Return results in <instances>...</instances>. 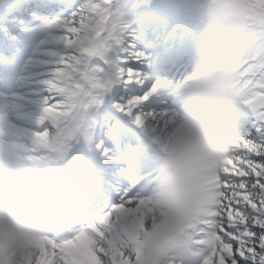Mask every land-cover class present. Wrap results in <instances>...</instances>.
<instances>
[{"label":"snow or ice","instance_id":"1","mask_svg":"<svg viewBox=\"0 0 264 264\" xmlns=\"http://www.w3.org/2000/svg\"><path fill=\"white\" fill-rule=\"evenodd\" d=\"M143 2L0 0V135H23L34 152L83 145L114 166L103 202L57 209L28 264H264V0H247L238 130L207 198L171 225L156 221V161L178 112L158 107L168 85L143 70L149 57L120 11ZM74 111L87 118L65 135Z\"/></svg>","mask_w":264,"mask_h":264},{"label":"clouds","instance_id":"2","mask_svg":"<svg viewBox=\"0 0 264 264\" xmlns=\"http://www.w3.org/2000/svg\"><path fill=\"white\" fill-rule=\"evenodd\" d=\"M247 0H201V29L190 57L175 125L156 167V221L185 222L208 195L237 129L238 67ZM86 102L75 97L79 107ZM86 113L74 111L65 135H78ZM95 153L77 146L34 152L28 143L0 135V264H28L35 243L51 230L68 186Z\"/></svg>","mask_w":264,"mask_h":264},{"label":"rangeland","instance_id":"3","mask_svg":"<svg viewBox=\"0 0 264 264\" xmlns=\"http://www.w3.org/2000/svg\"><path fill=\"white\" fill-rule=\"evenodd\" d=\"M180 1L183 2V3L185 2V0H180Z\"/></svg>","mask_w":264,"mask_h":264}]
</instances>
